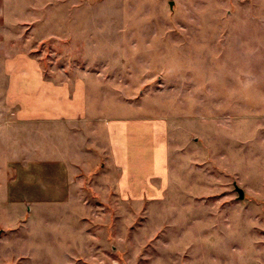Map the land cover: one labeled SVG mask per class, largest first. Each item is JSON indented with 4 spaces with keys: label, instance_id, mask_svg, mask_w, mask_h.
<instances>
[{
    "label": "rangeland",
    "instance_id": "obj_1",
    "mask_svg": "<svg viewBox=\"0 0 264 264\" xmlns=\"http://www.w3.org/2000/svg\"><path fill=\"white\" fill-rule=\"evenodd\" d=\"M0 54L80 79L96 142L62 201L0 173V264H264V0H0ZM125 118L164 161L124 190L104 124Z\"/></svg>",
    "mask_w": 264,
    "mask_h": 264
},
{
    "label": "crops",
    "instance_id": "obj_2",
    "mask_svg": "<svg viewBox=\"0 0 264 264\" xmlns=\"http://www.w3.org/2000/svg\"><path fill=\"white\" fill-rule=\"evenodd\" d=\"M142 122L125 118L104 124L124 190L132 182L146 184L154 164L163 173V140L153 127L148 139V126ZM92 127L80 79L71 85L56 83L43 76L36 59L0 54V173L10 189L7 198L45 203L65 199L71 175L84 166L80 154L92 152L96 144ZM21 157L26 161L20 163Z\"/></svg>",
    "mask_w": 264,
    "mask_h": 264
},
{
    "label": "water",
    "instance_id": "obj_3",
    "mask_svg": "<svg viewBox=\"0 0 264 264\" xmlns=\"http://www.w3.org/2000/svg\"><path fill=\"white\" fill-rule=\"evenodd\" d=\"M170 5H171V3H170ZM234 189L237 191L238 197L242 198L243 197V190L240 187H238L236 184H234Z\"/></svg>",
    "mask_w": 264,
    "mask_h": 264
}]
</instances>
